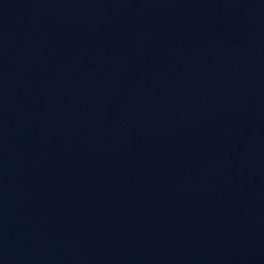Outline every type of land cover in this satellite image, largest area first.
<instances>
[{
    "label": "water",
    "instance_id": "1",
    "mask_svg": "<svg viewBox=\"0 0 264 264\" xmlns=\"http://www.w3.org/2000/svg\"><path fill=\"white\" fill-rule=\"evenodd\" d=\"M0 264H264V0H0Z\"/></svg>",
    "mask_w": 264,
    "mask_h": 264
}]
</instances>
